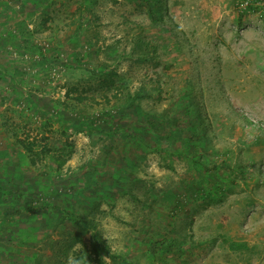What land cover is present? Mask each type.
Here are the masks:
<instances>
[{
  "label": "rangeland",
  "instance_id": "rangeland-1",
  "mask_svg": "<svg viewBox=\"0 0 264 264\" xmlns=\"http://www.w3.org/2000/svg\"><path fill=\"white\" fill-rule=\"evenodd\" d=\"M2 212L0 264H99L92 228L104 264H264V0H0Z\"/></svg>",
  "mask_w": 264,
  "mask_h": 264
},
{
  "label": "trees",
  "instance_id": "trees-1",
  "mask_svg": "<svg viewBox=\"0 0 264 264\" xmlns=\"http://www.w3.org/2000/svg\"><path fill=\"white\" fill-rule=\"evenodd\" d=\"M80 100H83V98H80ZM54 119L56 121H60L57 118L54 117ZM67 125H71L70 122L67 123ZM77 129L79 131H85L84 127L82 126H77ZM22 147L26 150L30 152V148L27 146H23ZM6 217V213L2 212L1 213V217L0 220H3ZM73 221H75V219H73ZM76 226H77V233L75 234V236L73 238H70L68 240V242L64 245V247L60 250V253L62 255H67L68 250L73 247L75 244L81 243L82 241V235H84L85 233H87L88 229H89V224L84 221V220H78L76 221ZM94 231V228H92V241H93V246H92V252L93 254L96 256V260L99 264H104V262L102 261V259H100L98 257V254L100 251H104V252H108V249L106 246L102 245V242H100L99 237L97 236V234Z\"/></svg>",
  "mask_w": 264,
  "mask_h": 264
},
{
  "label": "crops",
  "instance_id": "crops-1",
  "mask_svg": "<svg viewBox=\"0 0 264 264\" xmlns=\"http://www.w3.org/2000/svg\"><path fill=\"white\" fill-rule=\"evenodd\" d=\"M244 197V196H243ZM233 199H237L236 197H234ZM242 200H244V199H242ZM242 207H245V206H242ZM238 241V240H237ZM246 241V238H242L241 239V241L239 242V244H237V246L239 247V246H242V247H245L248 243L247 242H245Z\"/></svg>",
  "mask_w": 264,
  "mask_h": 264
},
{
  "label": "clouds",
  "instance_id": "clouds-1",
  "mask_svg": "<svg viewBox=\"0 0 264 264\" xmlns=\"http://www.w3.org/2000/svg\"><path fill=\"white\" fill-rule=\"evenodd\" d=\"M73 264H80V262L78 260H74Z\"/></svg>",
  "mask_w": 264,
  "mask_h": 264
},
{
  "label": "built area",
  "instance_id": "built-area-1",
  "mask_svg": "<svg viewBox=\"0 0 264 264\" xmlns=\"http://www.w3.org/2000/svg\"><path fill=\"white\" fill-rule=\"evenodd\" d=\"M248 3H249V2H247V1L245 2L246 5H247Z\"/></svg>",
  "mask_w": 264,
  "mask_h": 264
}]
</instances>
